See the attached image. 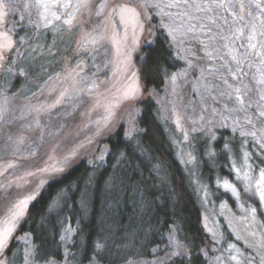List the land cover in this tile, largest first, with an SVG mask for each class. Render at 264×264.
Masks as SVG:
<instances>
[{"label": "rangeland", "instance_id": "obj_1", "mask_svg": "<svg viewBox=\"0 0 264 264\" xmlns=\"http://www.w3.org/2000/svg\"><path fill=\"white\" fill-rule=\"evenodd\" d=\"M43 2L0 0V230L16 201L34 197L0 246V264L46 185L79 161L103 160L104 140L120 126L134 133L148 99L196 187L205 264H264V201L255 192L264 188V0ZM122 5L135 12L122 19ZM158 28L183 64L161 94L136 64ZM220 131L237 146L224 140L218 149ZM17 239L22 264H37L26 237ZM170 243V257L184 255L176 236Z\"/></svg>", "mask_w": 264, "mask_h": 264}, {"label": "trees", "instance_id": "obj_2", "mask_svg": "<svg viewBox=\"0 0 264 264\" xmlns=\"http://www.w3.org/2000/svg\"><path fill=\"white\" fill-rule=\"evenodd\" d=\"M136 64L156 94L183 65L165 28L142 47ZM224 140L231 148L238 144L220 131L218 149ZM104 142L103 160L79 161L29 205L5 251L7 264H22V235L37 264H205L200 200L155 101L141 103L134 133L120 126ZM171 236L184 249L181 257H170Z\"/></svg>", "mask_w": 264, "mask_h": 264}, {"label": "snow or ice", "instance_id": "obj_3", "mask_svg": "<svg viewBox=\"0 0 264 264\" xmlns=\"http://www.w3.org/2000/svg\"><path fill=\"white\" fill-rule=\"evenodd\" d=\"M222 4H217V7H222ZM37 7H43V8H47V5L43 2V0H37ZM241 8H243V4H241ZM135 12V9L133 8H129L127 5H122L120 6V15L121 18L123 19L124 15L126 13ZM138 15V14H137ZM233 15H235V13H233ZM57 19H60V17H56ZM242 19V17H241ZM66 24H71L72 20L68 19L66 21H64ZM253 48L255 47V44L251 45ZM262 115H264V113H262ZM13 167V165L9 164L7 165V168H11ZM7 168L5 169V171L7 170ZM31 175V173H30ZM260 176V181L264 182V170H261L259 173ZM225 188H230L231 185L229 184H225L224 185ZM255 192L259 195V198L261 201H264V188H262L260 186V184H257L255 186ZM34 197L29 196L26 199L23 200H18L16 201L13 205H12V209L11 211V215L10 217L4 222L5 223V227H3L2 230H0V246L3 245L4 241L8 238V236L10 235V233L14 230L15 227V222L16 220L23 214V206H25L28 202V200L33 199ZM254 211V210H253ZM233 259H235V257H233Z\"/></svg>", "mask_w": 264, "mask_h": 264}]
</instances>
